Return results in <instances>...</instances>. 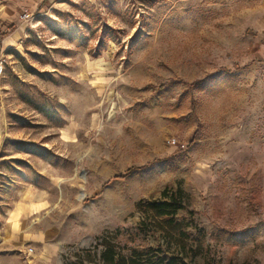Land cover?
Here are the masks:
<instances>
[{"label": "rangeland", "instance_id": "rangeland-1", "mask_svg": "<svg viewBox=\"0 0 264 264\" xmlns=\"http://www.w3.org/2000/svg\"><path fill=\"white\" fill-rule=\"evenodd\" d=\"M0 264H264V0H0Z\"/></svg>", "mask_w": 264, "mask_h": 264}, {"label": "trees", "instance_id": "trees-1", "mask_svg": "<svg viewBox=\"0 0 264 264\" xmlns=\"http://www.w3.org/2000/svg\"><path fill=\"white\" fill-rule=\"evenodd\" d=\"M129 174H131V172L127 173L125 176H127V175H129ZM155 206H156V208H157L158 210H160V211H159V212H160L159 214H160L161 216L172 215L176 210H178V208H177L175 211H170V208H171V206H172L171 203L156 204Z\"/></svg>", "mask_w": 264, "mask_h": 264}, {"label": "built area", "instance_id": "built-area-1", "mask_svg": "<svg viewBox=\"0 0 264 264\" xmlns=\"http://www.w3.org/2000/svg\"><path fill=\"white\" fill-rule=\"evenodd\" d=\"M32 18H33V15H32V14H26V15L24 16V19H25L26 21H31Z\"/></svg>", "mask_w": 264, "mask_h": 264}, {"label": "crops", "instance_id": "crops-1", "mask_svg": "<svg viewBox=\"0 0 264 264\" xmlns=\"http://www.w3.org/2000/svg\"><path fill=\"white\" fill-rule=\"evenodd\" d=\"M35 1H39V0H35ZM19 211L25 210V209H21V206L18 209ZM30 211V209H28ZM33 210H37L36 208H34ZM26 211V210H25ZM14 230H11V233H13Z\"/></svg>", "mask_w": 264, "mask_h": 264}]
</instances>
